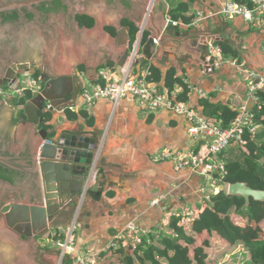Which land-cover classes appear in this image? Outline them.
Wrapping results in <instances>:
<instances>
[{"label": "crops", "instance_id": "1", "mask_svg": "<svg viewBox=\"0 0 264 264\" xmlns=\"http://www.w3.org/2000/svg\"><path fill=\"white\" fill-rule=\"evenodd\" d=\"M130 1L132 5L124 25L116 27L107 23L103 27L105 32L116 38V47L126 45V49L115 62L100 63L96 66L98 73L103 67H107L113 71L116 78L123 77L125 66L121 68L119 62L125 53H130L144 33H147L149 39L157 28H162L163 37L155 45L151 59H148L142 47H139V57L130 71L131 76L146 80L148 69L152 65L158 67L163 74L174 67L177 76L188 86L189 100L186 103L195 109H202L200 99L204 97L192 88H202L209 94V97L204 99L214 104L229 105L233 109H238L246 102L247 86L251 81L249 70L256 73L264 71V54L261 49L264 41V19L261 22L249 23L240 17L223 18L220 11L226 0H155L151 7L155 17L147 22L144 32L141 33L144 21L140 28L139 24L144 20L143 3L147 4L149 0H140L138 4L134 0ZM182 2H187L189 10L195 12L194 24L174 27L168 24V18L171 17L169 10L178 7ZM156 8H164L165 11H156ZM199 13L204 14V18L200 19ZM90 17L94 18L91 15ZM94 20L96 23L95 18ZM172 28L181 33L180 41L168 34V30ZM216 43L229 47L223 52L226 54L225 59H216L212 70L205 71L208 66L205 64L203 69V58L209 53L210 44ZM232 60H237L239 65H234ZM36 64L47 73L44 61ZM87 65H79L80 75L85 76ZM77 67H72V74H76ZM62 76L72 75L55 77ZM99 82L101 79L97 74V83ZM151 84L158 86L160 90L168 91L163 81ZM66 86L73 87L72 79L66 82ZM58 90L63 89L58 87ZM183 90V85L177 84L173 93H176L177 97ZM52 96L54 98V92ZM74 100L71 98L69 102ZM69 102L58 103V110L50 111L51 119L37 126L36 131L40 133L45 129L48 135H52L56 131L80 128L85 129L88 136H95L100 143L99 168L105 185L97 198L88 195L79 205L76 202L72 204L68 211L54 222L45 220V230L42 234L32 235L36 254L58 255L57 240L65 236L68 227L75 221L76 247L73 255H80L89 248H104L129 221H135L143 229H161L165 228L169 216L177 214L183 207L194 206L202 183L201 176L193 173L190 168L177 171L173 161L153 160V156L165 148L181 151L191 147L188 123L184 116L167 110L148 112L131 97L120 100L118 104L101 98L94 104L85 106L82 96L78 95L75 106L64 108L66 104H71ZM47 103L49 109L50 103ZM4 105L12 109L15 119L18 116V119L26 120L23 107L14 108L8 100H0V107ZM68 110L76 112L78 118H69ZM81 110H86V114L80 112ZM45 125H50L49 129H46ZM163 193L169 194L164 203L165 207L152 206V200ZM47 227L49 231L46 230ZM116 252L118 254L104 256L106 259L98 264L124 261L125 252L121 249Z\"/></svg>", "mask_w": 264, "mask_h": 264}, {"label": "water", "instance_id": "2", "mask_svg": "<svg viewBox=\"0 0 264 264\" xmlns=\"http://www.w3.org/2000/svg\"><path fill=\"white\" fill-rule=\"evenodd\" d=\"M22 1L0 0V11L16 8ZM134 1L137 4L141 2ZM149 3L150 0L143 3V19L148 16L147 22L155 17ZM131 5L130 0H114L113 5L103 0L94 2L87 10V14L96 19L93 27L83 26L76 33L64 32L65 37L55 52L49 50L45 56H36L40 58L35 63L44 61L47 73L41 72V92L23 106L27 121L18 119V116L15 119L10 107H0V163L15 173L10 180H2L0 184V193L5 197V213L0 218V264H53L57 255L36 254L32 235L42 234L45 220L54 222L72 204L76 202L79 205L100 143L95 136H88L85 129L56 131L54 138H50L45 129L40 133L36 129L47 121L42 114L58 110V103L69 102L73 98L75 100L64 108L75 106L83 80L98 84L95 67L100 63L115 62L126 49V45L116 47V38L105 32L103 27L107 23L116 27L124 25ZM163 33L162 28H157L142 47L148 59L153 56L155 40L160 41ZM168 34L177 41L182 36L175 28L169 29ZM128 55L126 52L120 66L126 63ZM207 58L208 55L203 58V69L205 64L210 67L215 64L214 56L210 60ZM86 64L85 76L72 74V67ZM63 74L72 76L55 77ZM70 79L75 86L67 88L66 82ZM58 87L63 90H58ZM0 99L8 100L12 107L18 108L15 99L6 96H0ZM47 102L50 103L49 109ZM102 177L100 172L98 185L93 186L88 195L100 196L105 185ZM220 191L243 197L246 207L252 199L264 202V190L254 189L246 182L220 185ZM65 264H70L68 259Z\"/></svg>", "mask_w": 264, "mask_h": 264}, {"label": "built area", "instance_id": "3", "mask_svg": "<svg viewBox=\"0 0 264 264\" xmlns=\"http://www.w3.org/2000/svg\"><path fill=\"white\" fill-rule=\"evenodd\" d=\"M249 1L252 3L251 7L247 3L238 2L237 0H226L220 15L226 19L240 17L249 23L261 22L264 19V0ZM199 18H204V14L199 13ZM144 20L147 22L148 16ZM169 23L174 27L184 24L180 21H175L172 17L168 18ZM145 28L141 29V33L144 32ZM155 41L158 42V40ZM138 49V44L132 48L129 59L124 65L125 74L123 77L116 78L113 73L103 69L100 72L101 82L98 84L93 85L90 81L84 79L80 94L82 103L85 106H89L98 99L106 98L118 104L120 100L131 97L136 99L148 112L167 110L184 116L188 123V133L192 142L191 147L181 151H172L165 148L156 153L153 156V160L155 162L173 161L177 171L183 168H190L193 173L200 175L204 180L198 192L199 201L197 200L196 202L197 206H195V203L194 206L183 207L177 214H172L168 218L169 222L171 217L177 216L180 219L179 224H189L199 219L201 213L210 207L213 195L220 191V185H227L228 183L226 180L228 170L226 163L220 157L221 154L233 144L245 148L247 145L246 135L252 139L261 129L254 109L255 106H260L257 92L264 88V71L256 73L253 70H249L248 74L251 81L247 86L246 102L238 108V114L230 125L224 127L221 121L205 117L186 102L177 100L176 93L172 92L170 94L168 91L160 90L158 86L148 83L144 78L131 76L130 71L135 67L139 57ZM261 49L264 54V41ZM208 52V60L212 56L217 60H222L223 52L225 53L224 49L217 44H210ZM231 62L234 65H239L237 60H232ZM207 70H212V67L208 66L205 71ZM40 79L41 77L33 79L32 84L27 86L28 88L23 86L6 92L0 88V94L21 98L30 91L35 96L41 91V86H39ZM192 89L196 90L204 98L209 97V94L202 88ZM100 155L101 150L99 149L84 184L81 202L85 200L90 189L99 183ZM216 174L217 176H215ZM168 198L169 194H160L152 200L151 204L152 206L162 205V208H164V203ZM76 225V221L73 222L65 232V236L57 240L59 254L54 264H65L66 259L71 261L70 264H98L106 259L104 256L118 254L116 251L119 249L123 250L126 256L128 253L137 250L141 244H150L153 240L161 239L168 233L164 227L161 229H143L135 221H129L101 250L89 248L82 255H73L76 247ZM115 264H125V260L115 261Z\"/></svg>", "mask_w": 264, "mask_h": 264}, {"label": "trees", "instance_id": "4", "mask_svg": "<svg viewBox=\"0 0 264 264\" xmlns=\"http://www.w3.org/2000/svg\"><path fill=\"white\" fill-rule=\"evenodd\" d=\"M237 1L252 6L249 0ZM162 10L165 11L164 8H156V11ZM169 13L175 21L184 24H192L195 18V12L189 10L187 2L171 8ZM147 41L148 35L144 33L142 45L144 46ZM223 46L224 51L229 48ZM148 70L146 80L149 83L163 81L170 94L177 84L183 85V93L178 94L176 99L188 102V86L180 76H177L174 67L165 74L154 65ZM40 74L41 71H37L35 76ZM257 96L260 106L254 111L261 129L252 139L246 135L245 148L232 146L220 157L226 163L228 183L241 181L248 183L254 189L264 190V88L258 90ZM32 97L33 94L28 91L19 98L18 105L23 107ZM200 105L202 109H196L203 116L221 121L224 127L229 126L238 114L237 110L229 105L214 104L204 98L200 99ZM80 112L86 114V110ZM67 113L71 119L78 118L76 112L68 110ZM42 115L46 116L48 121L52 117L50 112ZM45 126L46 129L50 127V125ZM54 135L49 136L51 138ZM259 208H261L259 217L264 220V202L252 199L251 204L246 207L243 197L231 196L225 191H219L213 195L211 207L204 210L199 219L181 225L179 217H171L165 227L168 233L161 239L153 240L150 244L143 243L137 250L128 253L125 256V264H210L218 262L239 244L247 250L251 264H264V223L258 221L254 227L252 226Z\"/></svg>", "mask_w": 264, "mask_h": 264}, {"label": "flooded vegetation", "instance_id": "5", "mask_svg": "<svg viewBox=\"0 0 264 264\" xmlns=\"http://www.w3.org/2000/svg\"><path fill=\"white\" fill-rule=\"evenodd\" d=\"M97 1L100 0H23L16 8L0 11V88L6 92L27 87L33 79L41 77V74L35 76L37 71H43L36 59L49 50L55 52L65 37L64 32L76 33L83 26H94L95 20L87 10ZM103 1L114 3V0ZM76 69V75H80V66ZM42 84L40 79L39 86ZM10 98L19 100L15 96ZM13 173L0 163V184L2 180H10ZM4 199L0 193V218L5 213Z\"/></svg>", "mask_w": 264, "mask_h": 264}, {"label": "rangeland", "instance_id": "6", "mask_svg": "<svg viewBox=\"0 0 264 264\" xmlns=\"http://www.w3.org/2000/svg\"><path fill=\"white\" fill-rule=\"evenodd\" d=\"M155 0H151L150 3H149V9L151 10V7H152V4ZM143 38V37H142ZM142 38L139 40V43H138V47H143L142 45ZM158 42L155 41V45L157 44ZM131 53V51H130ZM257 106H255L256 108ZM238 111V109H236ZM217 176V174L215 175ZM202 179V178H201ZM204 180L202 179V183L201 185L203 184ZM223 184V183H221ZM198 201H199V198H198ZM212 205V204H211ZM210 205V207H211ZM195 206H197V203L195 204ZM261 213V208L257 209V217L253 223V227L255 226V224L259 221V222H262L264 223V220L263 219H260L259 215ZM84 254V253H82ZM80 254V255H82ZM210 264H251L250 262V259L247 255V250L241 245L239 244L233 251H231L230 253L226 254L223 258H221L218 262H212Z\"/></svg>", "mask_w": 264, "mask_h": 264}, {"label": "bare ground", "instance_id": "7", "mask_svg": "<svg viewBox=\"0 0 264 264\" xmlns=\"http://www.w3.org/2000/svg\"><path fill=\"white\" fill-rule=\"evenodd\" d=\"M144 21V22H143ZM142 22H143V24H142ZM142 22L139 24V28H140V26H141V24H142V26H141V29H143V28H145L146 26H147V22L145 21V20H142ZM130 55H128V57H129ZM128 59V58H127ZM223 59H225V56H224V54H223ZM216 60V59H215ZM125 65V63L122 65V66H124ZM122 66H120L121 68H123ZM103 69H106V70H108V71H110L111 73H113V71L110 69V68H107V67H103L101 70H103ZM101 70H99V73H98V76H99V78L101 77V74H100V72H101ZM114 74V73H113ZM249 78H250V76H249ZM91 84H93V85H95L96 83H92V82H90ZM1 95H3V94H0V96ZM8 99H11L10 97L8 98ZM81 202V201H80ZM68 262L70 263L71 261H69L68 260ZM66 263V262H65Z\"/></svg>", "mask_w": 264, "mask_h": 264}]
</instances>
